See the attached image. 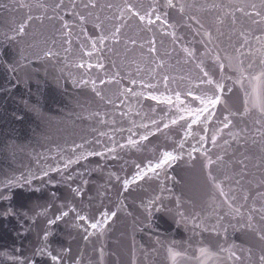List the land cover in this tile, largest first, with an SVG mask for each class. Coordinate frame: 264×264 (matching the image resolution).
I'll use <instances>...</instances> for the list:
<instances>
[{
  "label": "water",
  "instance_id": "1",
  "mask_svg": "<svg viewBox=\"0 0 264 264\" xmlns=\"http://www.w3.org/2000/svg\"><path fill=\"white\" fill-rule=\"evenodd\" d=\"M23 2L31 7L0 0L7 5L0 7V264H54L48 252L60 257L55 264H169L163 166L148 171L162 160L152 123L160 125L151 99L158 96L154 23L114 19L116 7L85 9L88 0H63L56 12L37 5L60 0ZM125 2L141 12L139 5L153 4L96 0ZM96 15L104 34L124 24L119 42L91 48L102 34ZM22 22L25 34L16 35ZM140 171L146 175L135 179ZM62 212L69 214L48 223Z\"/></svg>",
  "mask_w": 264,
  "mask_h": 264
},
{
  "label": "snow or ice",
  "instance_id": "2",
  "mask_svg": "<svg viewBox=\"0 0 264 264\" xmlns=\"http://www.w3.org/2000/svg\"><path fill=\"white\" fill-rule=\"evenodd\" d=\"M38 7L44 9L45 11L48 10V8H51L53 12H56L58 9H61L63 7V0H60L59 3H56L54 6L53 5H49V4H45V3H38L37 5ZM0 7H7V5H0ZM19 7L20 8H30L31 5L29 4H25L23 2V0H20L19 3ZM73 8L76 7L75 3H73L72 5ZM83 7L85 9H96L97 7H99L101 10H103L104 8L107 9H112L113 7H116L118 9L119 15L114 17V19H118L120 21H125L126 22V15L130 18V17H136L140 22H146L148 25H152L155 21H161V15L158 14L159 12V8L157 5L155 4H149L147 7H145L143 4L139 5V8L144 9L143 12H141L140 10H138L136 5L130 4L125 2L123 4V6L120 5H113V4H106V5H98L96 3V0H88V3H85L83 5ZM167 7L169 8H175L177 7V4L173 3V0H167ZM189 7L186 6L184 4H179V11L180 13H184L185 12V8ZM215 7V6H214ZM261 9H264V0H261V5H260ZM246 8H250L251 11H246ZM235 11H239L244 13L245 16H248L249 18L251 17H259V20H252L253 24H264V10H257V5L255 3L249 4V5H240V6H236L235 7ZM232 14V13H229ZM77 15L79 16V20L81 21V23L86 22V17L84 15H80L79 13H77ZM166 15V14H165ZM234 15V14H233ZM88 16H92V12L90 11L88 13ZM155 16V21L152 19V17ZM43 17H36V19H42ZM33 19V17L31 15H29L27 17V21H31ZM49 19H52V17H49ZM61 19H63L61 17ZM189 20L193 21L195 24L199 25V27L201 29L204 28L203 23H201V21L195 16V15H191L188 17ZM95 20L97 21V23H95V27L98 30H101V35L99 36L98 40H93L91 42V48L93 50L97 49V45H104L106 41L108 40H113L115 42H119V34L121 33V29L124 26V24H120L118 26L114 27V30L111 31L110 34H104L103 32V20H101V17L99 15L95 16ZM235 22V21H233ZM162 23L167 24V21L164 20L162 21ZM65 28L68 27V25L65 23L63 25ZM169 27H171V25H169ZM16 35H24L25 31H26V23L22 22L18 25V27L16 28ZM171 35L175 38V33H171ZM204 35L208 38L209 41L212 40V34L210 31H205ZM10 39H13L14 37H9ZM255 39L257 40L258 43L261 44V48L257 49V51L261 52L262 55H264V35L261 36H257L255 37ZM133 43H135V41H133ZM149 51L151 53H155L156 52V47H155V39L153 38L150 41V48ZM185 51H188L187 49H185ZM238 51V50H237ZM191 54V53H189ZM54 54L51 51H46L44 53L45 57H51ZM86 55L91 56L92 52H88L86 53ZM223 59L227 60L229 63V66L231 67L233 64V61L238 59L237 57H233V56H228L226 55ZM221 60V58L219 57V55H217V61L219 62ZM163 63V62H161ZM93 65L92 64H88L87 67L91 68ZM97 67H103L102 64H97ZM224 63L220 62L219 63V67L221 68V70L224 69ZM78 67L80 68H84L85 65L83 63L78 64ZM236 71H238L240 73V75L237 77V81L238 83L241 84V86H243V80H244V68L241 66H237ZM201 72L203 73V77L205 79L201 80V84L204 85H208V86H213L214 87V91L212 92L211 95L207 94V93H200L197 94L196 92H194L193 90L189 89L186 93H184L183 95L185 97L191 96L192 97V101L193 102H199V107L196 108H192L189 106V104H186L184 100L181 99V93L180 92H176L175 93V100L173 101V98L171 96L169 97H164L161 98L159 96H152L151 99L153 100H162L163 102L167 103V104H175L176 107V112L177 115L175 118L171 119L169 123H164L163 124V128L167 129L169 128V124H177L178 120H185V114L189 115L192 117V121L191 123H188V127L184 132V136L185 138H187L190 135H193L192 133V124L198 123L201 120H203L204 122V129L203 131L205 132V134L208 131V127L207 125L211 122L212 118L215 116V112L214 109L217 107V105H219L222 102V95L225 89V85L221 82V81H214L210 76L209 73L207 71H204L203 68H201ZM252 79L256 80L258 83L259 82H264V69L261 70V72L259 73V75L252 77ZM165 87H167V80L168 78L165 77ZM84 83H87V81H83ZM93 85H95V81H92ZM101 83H104V81H101ZM133 83H135V81H133ZM149 87H151V85H148ZM131 91V90H129ZM229 91H231V89L229 88ZM97 95H100L99 92H97ZM140 95V94H137ZM251 103L254 107H259L260 111L262 114H264V101H262L260 99V97L256 94V89H253V96L251 97ZM248 111V108L245 107V112ZM187 122V121H186ZM152 123L154 125H156L155 131L159 132L161 131L160 125L157 121L153 120ZM232 124V121L230 120L228 115H225L222 121V128H218L214 131L213 135L211 136V141L213 143V145L216 144L217 142V137L218 135L223 131V129H228L230 127V125ZM145 127H147L145 125ZM151 134H155V133H151ZM142 140H147L148 139V135H143L141 137ZM207 140V136L206 135H202L199 137V142L201 144H203L205 141ZM129 144H136L137 141H134L132 139H129L128 141ZM183 143L184 141L181 140L179 147L182 149L183 148ZM77 148L82 147V145H77ZM121 147H123V145H121ZM198 151V149L193 146L192 148V152H196ZM97 155H103V153H96ZM189 156L191 157V152L189 153ZM178 157L176 155H174L172 152H165L163 153V159L159 162H157L155 165L149 163L148 165V171H152L155 172L156 169L161 168L164 164H167L169 161L171 160H176ZM217 159L222 160L223 157H217ZM208 164H212V160L209 158L208 160ZM139 167V166H138ZM57 171H59V169H56ZM44 175H47V172L44 173ZM146 175V173L144 171H140L137 173V176L135 177V179H143L144 176ZM125 187H127L128 185V181L125 180L124 181ZM217 188H219V185H216ZM74 191H76L79 194V189H75ZM221 195H224L223 190L221 189ZM227 199V198H226ZM245 200H247V197H244ZM229 208H232V205L229 204L228 205ZM74 211V209H73ZM237 212L239 211L238 209L236 210ZM261 212H264V208H262L260 210ZM68 212H62L60 216H56L55 220H49L48 223L49 224H55V222L57 220L62 219L63 217L68 216ZM110 215L112 217L116 216L115 212L110 213ZM109 216V213H104L103 217H104V221H107ZM77 218L79 220H87L88 218L85 216H80L79 214H77ZM249 222H251L252 217L249 216ZM262 219H264V216H262ZM98 222V223H91L90 227L92 229H96L99 227L100 223L104 222ZM249 226H251V224L249 223ZM260 239L264 240V230L261 231V233L259 234ZM87 238V237H86ZM45 239H47V234L45 235ZM41 252V254L44 253L45 249H40L39 250ZM202 254H206V250H201ZM49 256H51L52 261L57 262L60 260V257L57 255H53L51 252L47 253ZM231 256L235 257L236 260H239L240 257L236 255L235 252H231ZM260 261L261 264H264V255H261L260 257Z\"/></svg>",
  "mask_w": 264,
  "mask_h": 264
}]
</instances>
